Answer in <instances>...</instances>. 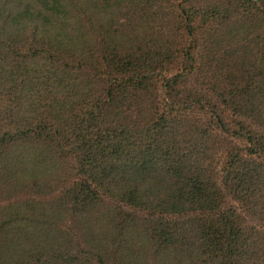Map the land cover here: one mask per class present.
Wrapping results in <instances>:
<instances>
[{
	"label": "trees",
	"instance_id": "trees-1",
	"mask_svg": "<svg viewBox=\"0 0 264 264\" xmlns=\"http://www.w3.org/2000/svg\"><path fill=\"white\" fill-rule=\"evenodd\" d=\"M0 264H264V0H0Z\"/></svg>",
	"mask_w": 264,
	"mask_h": 264
}]
</instances>
